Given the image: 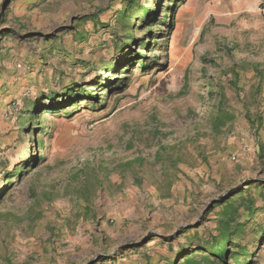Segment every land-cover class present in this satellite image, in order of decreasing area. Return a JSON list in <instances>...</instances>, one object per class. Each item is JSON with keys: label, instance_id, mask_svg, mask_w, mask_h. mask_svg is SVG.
Masks as SVG:
<instances>
[{"label": "rangeland", "instance_id": "obj_1", "mask_svg": "<svg viewBox=\"0 0 264 264\" xmlns=\"http://www.w3.org/2000/svg\"><path fill=\"white\" fill-rule=\"evenodd\" d=\"M135 1L0 0V264H264V0Z\"/></svg>", "mask_w": 264, "mask_h": 264}, {"label": "trees", "instance_id": "obj_2", "mask_svg": "<svg viewBox=\"0 0 264 264\" xmlns=\"http://www.w3.org/2000/svg\"><path fill=\"white\" fill-rule=\"evenodd\" d=\"M143 15L142 23H145L150 19V15H154L156 10H149L144 8L143 6H140L135 0H126V4L124 5V8L122 10L121 16L119 17V20L124 23L125 26H128V22H124L127 18H136L139 17L138 13ZM127 38H133L132 35H126ZM126 41L123 43L125 44ZM108 69V68H107ZM109 69L111 72L115 71L116 67L109 66ZM236 91L239 90L234 85ZM108 90V88H106ZM84 92V90L82 91ZM79 96V93H68V101H71V103H76L79 98L74 97V100L71 99V96ZM91 94H88V97ZM92 97V96H90ZM94 98V97H93ZM58 103L54 102L50 104V108H57L54 112L58 111L60 112L62 108L57 106ZM68 105V104H67ZM33 107V105H31ZM59 108V109H58ZM44 110V109H43ZM28 113L33 114L35 112L34 110L27 109ZM34 115V114H33ZM31 116H28V119H31ZM256 119H259L261 121V117H258ZM253 125L254 122H251ZM264 148L262 144H259V154L260 157H263ZM38 159H42L39 157ZM27 162H31L34 165L35 161H32V159H28V161H24V165H27ZM30 164V163H29ZM252 183H247L246 185H250ZM241 187L236 188V190H233L231 192V196H234L241 191ZM240 197V195L238 196ZM228 197L221 198L218 200L216 204L219 203H226ZM231 205V202H227L222 209V214L218 219V236H216L211 243H206L203 245L195 244L194 242L190 241L186 246L181 248V253H185L184 257H186V260H184L180 264H251L252 261H249L251 257V253L245 254V247L246 245H241L242 240V234L244 233L246 229V224L249 219L253 218L255 209L251 207V205H246L245 210L247 212V219L242 220V222H238L235 220V214L239 215L238 207H234L232 210H229ZM214 207V206H213ZM257 240H263L264 239V228L261 226L257 227ZM263 238V239H262ZM196 251H204L205 254H202V256H190L193 252ZM246 255V256H245ZM245 257L244 260L240 261L241 258ZM172 264H176V262L173 261Z\"/></svg>", "mask_w": 264, "mask_h": 264}, {"label": "built area", "instance_id": "obj_3", "mask_svg": "<svg viewBox=\"0 0 264 264\" xmlns=\"http://www.w3.org/2000/svg\"><path fill=\"white\" fill-rule=\"evenodd\" d=\"M78 161H79V162H82V159H79Z\"/></svg>", "mask_w": 264, "mask_h": 264}]
</instances>
